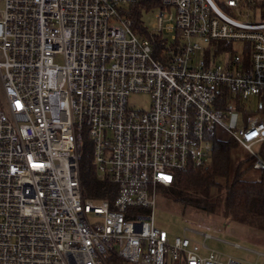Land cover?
Masks as SVG:
<instances>
[{"label": "built area", "instance_id": "1", "mask_svg": "<svg viewBox=\"0 0 264 264\" xmlns=\"http://www.w3.org/2000/svg\"><path fill=\"white\" fill-rule=\"evenodd\" d=\"M141 4L159 10L151 33L124 8ZM0 5V264H243L158 228L155 189L208 163L219 127L264 171V116L224 122L232 101L264 98V0ZM86 139L112 201L82 194Z\"/></svg>", "mask_w": 264, "mask_h": 264}, {"label": "trees", "instance_id": "2", "mask_svg": "<svg viewBox=\"0 0 264 264\" xmlns=\"http://www.w3.org/2000/svg\"><path fill=\"white\" fill-rule=\"evenodd\" d=\"M144 7L142 4L130 6L126 12L133 21L134 30L143 34L147 31L141 24ZM226 98L227 94L219 108H227ZM262 100L260 111L264 116V98ZM85 142L80 161L82 194L85 198L112 201L116 197L117 186L108 178H99L89 140ZM211 142L208 163L201 166L190 164L176 174L171 186L159 185L156 189L161 197L180 205L183 212L190 209L207 215H221L225 220L231 219L254 229L258 233L255 237L264 239V179L246 178L253 169L251 158L233 164V151L240 144L235 138L222 140L214 134ZM259 156L264 160V143L261 144ZM214 190L218 192L215 199L212 197Z\"/></svg>", "mask_w": 264, "mask_h": 264}, {"label": "rangeland", "instance_id": "3", "mask_svg": "<svg viewBox=\"0 0 264 264\" xmlns=\"http://www.w3.org/2000/svg\"><path fill=\"white\" fill-rule=\"evenodd\" d=\"M0 8H2V5H0ZM124 8L128 11L130 6H124ZM158 13L159 10L157 9L148 12L142 8L141 24L149 33L155 30V24L157 23L156 15ZM165 35L167 38L171 36V34L167 33ZM200 43L207 47L205 42L200 41ZM241 47L242 44L236 43V49L240 51ZM129 102L134 108L147 109L150 105V98L147 94H137L131 96ZM262 102L263 100L258 97H252L245 101H232L234 109L231 113L226 111L228 118H224V122L230 129L238 131L244 129L249 120H259L262 118L260 111ZM217 137L222 140L232 138L229 130L222 127L217 129ZM260 147V144L252 147L255 154L259 155ZM248 158L253 159L250 152L239 144V147L232 154L233 164L236 165ZM246 178L264 179V172L251 169L247 173ZM155 192L157 195L154 208L155 225L167 231L171 237L183 235V232L187 230L188 237L202 243L204 241L203 235L208 234L214 238L207 239L206 244L222 256L224 255L225 260L232 257L239 262L253 264L257 258H260L258 260L259 264H264V247H261L264 246V239L255 237V234L258 233L254 229H250L244 224L237 223L231 219L225 220L221 215H207L203 212H194L190 209L183 212L180 205L171 203L161 197L157 189H155ZM217 193V190L213 191V199H215ZM258 253H260V256Z\"/></svg>", "mask_w": 264, "mask_h": 264}, {"label": "crops", "instance_id": "4", "mask_svg": "<svg viewBox=\"0 0 264 264\" xmlns=\"http://www.w3.org/2000/svg\"><path fill=\"white\" fill-rule=\"evenodd\" d=\"M259 171V170H258ZM261 172H264V171H261ZM206 228H208V227H206ZM210 229V228H209ZM210 237H208V238H205L204 236V241L202 242V243H199V242H197L196 240H194V241H196L198 244H200V246H201V249H200V253L202 254V255H207L211 250H213L212 248H210L207 244H206V240L207 239H212V238H214L213 236H211V235H209ZM203 245H206L207 246V249L206 248H203ZM261 247H264V246H261ZM215 251V250H214ZM258 255L260 256V253H258ZM229 259H233L232 257H229L227 260H225V257H224V255L222 256V260L224 261V262H227ZM260 258H257V260H256V262H254L253 264H259V262H258V260H259ZM233 260H235V259H233ZM236 262H239V261H237V260H235ZM239 263H243V264H249V263H244V262H239Z\"/></svg>", "mask_w": 264, "mask_h": 264}]
</instances>
